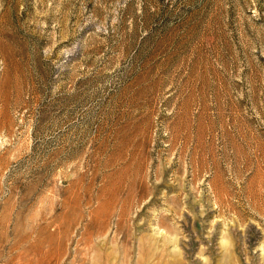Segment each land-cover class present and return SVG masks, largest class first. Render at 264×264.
Returning a JSON list of instances; mask_svg holds the SVG:
<instances>
[{
    "label": "rangeland",
    "instance_id": "1",
    "mask_svg": "<svg viewBox=\"0 0 264 264\" xmlns=\"http://www.w3.org/2000/svg\"><path fill=\"white\" fill-rule=\"evenodd\" d=\"M0 264H264V0H0Z\"/></svg>",
    "mask_w": 264,
    "mask_h": 264
}]
</instances>
